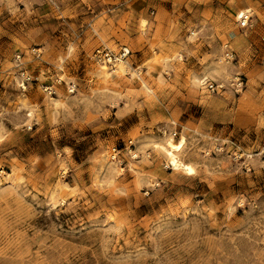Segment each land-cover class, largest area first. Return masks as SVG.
<instances>
[{"label":"rangeland","instance_id":"rangeland-1","mask_svg":"<svg viewBox=\"0 0 264 264\" xmlns=\"http://www.w3.org/2000/svg\"><path fill=\"white\" fill-rule=\"evenodd\" d=\"M0 264H264V0H0Z\"/></svg>","mask_w":264,"mask_h":264},{"label":"bare ground","instance_id":"bare-ground-1","mask_svg":"<svg viewBox=\"0 0 264 264\" xmlns=\"http://www.w3.org/2000/svg\"><path fill=\"white\" fill-rule=\"evenodd\" d=\"M238 17L242 18L245 16V12L244 11H239L238 14H237ZM129 49L126 48V52L128 51ZM123 59V58H122ZM116 61V60H115ZM99 62V60H98ZM113 62V61H112ZM129 62V61H128ZM108 65V64H107ZM103 66V65H102ZM124 61H122L121 59H118L117 62L115 63H112L111 64V68L108 66V69L112 71V69H115V70H123L124 69ZM104 68V67H102ZM106 68V67H105ZM105 68L103 70H105ZM107 70V69H106ZM110 71V72H111ZM114 71V70H113ZM112 71V72H113ZM126 71V70H125ZM106 74V72H105ZM118 74V73H117ZM206 79V78H205ZM204 82V81H203ZM184 138L182 137L180 139V141L178 143H176L175 145H172L171 147L167 148V147H164L166 149V154L169 156V159L172 161V163L174 164V166H177V167H180L181 162H179L177 156H176V152H179L180 149L182 148L183 146V143H184ZM178 159V160H177ZM184 164V163H183ZM182 167V166H181ZM185 168L191 173V171L193 170V167L189 166V165H185Z\"/></svg>","mask_w":264,"mask_h":264},{"label":"built area","instance_id":"built-area-1","mask_svg":"<svg viewBox=\"0 0 264 264\" xmlns=\"http://www.w3.org/2000/svg\"><path fill=\"white\" fill-rule=\"evenodd\" d=\"M104 52V51H103ZM129 53V51H128ZM105 57H107V59L111 60V59H117L116 54L112 53L111 51H105V53H103ZM124 55H126V53H124ZM213 87V86H212Z\"/></svg>","mask_w":264,"mask_h":264}]
</instances>
